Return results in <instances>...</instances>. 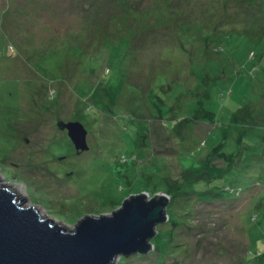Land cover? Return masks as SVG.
<instances>
[{
	"label": "rangeland",
	"instance_id": "rangeland-1",
	"mask_svg": "<svg viewBox=\"0 0 264 264\" xmlns=\"http://www.w3.org/2000/svg\"><path fill=\"white\" fill-rule=\"evenodd\" d=\"M126 9L133 10L129 20L138 14L135 32L146 29L141 38L122 23ZM175 10L198 18L195 39L180 31L192 42L185 48L172 45L167 33L175 29L168 23ZM110 57L124 59L119 65L130 81L121 75V83L128 85L116 87L104 75ZM91 58L99 59L97 67L89 66ZM164 78L195 100L174 125L172 101H162V90L149 93ZM201 108L216 121L185 125ZM236 112L245 122L236 124L241 131L245 126L243 134L264 157V0H0L1 186L68 229L86 215L112 213L139 193L169 198L157 233L177 232L183 223L176 251L165 245L160 254L156 243L167 237L156 233L151 250L120 254L113 264H264L262 157L251 158L236 181L228 175L212 185L224 198L171 195L207 166L221 167L217 159H204L221 129L227 135L234 126L229 119ZM71 121L86 128V147ZM62 123L71 124L80 150ZM229 179L242 188L239 194L223 189Z\"/></svg>",
	"mask_w": 264,
	"mask_h": 264
},
{
	"label": "water",
	"instance_id": "water-1",
	"mask_svg": "<svg viewBox=\"0 0 264 264\" xmlns=\"http://www.w3.org/2000/svg\"><path fill=\"white\" fill-rule=\"evenodd\" d=\"M72 123L80 126L86 147V128ZM62 124L80 150L71 124ZM25 202L0 184V264H113L120 254L146 253L156 225L168 216L169 198L130 195L112 213L86 215L70 229Z\"/></svg>",
	"mask_w": 264,
	"mask_h": 264
},
{
	"label": "trees",
	"instance_id": "trees-1",
	"mask_svg": "<svg viewBox=\"0 0 264 264\" xmlns=\"http://www.w3.org/2000/svg\"><path fill=\"white\" fill-rule=\"evenodd\" d=\"M169 6H170V4H169ZM125 7H127V6H125ZM127 8H129V7H127ZM170 10H171V7H170ZM132 11H131V9H126L127 13H126V16H124L122 18V20H123L122 23L129 22L132 25V29H133L131 31V33L133 32V33H135L134 35H137L138 37L141 38L143 35H145L146 29H141L142 31L141 30H137V32H135V27L138 26V24H137L138 14L134 13L133 19H130V20H129V17H127V16H129V14ZM180 13H181L180 10H175V12L172 13L173 18H170L168 23L171 22V25L174 24L175 29L169 28V29H171V32H167V33L172 39H174V42L171 43L172 45H175L177 47H179L181 45L180 46L181 48L182 47L185 48L187 45L191 44L192 42H191V40H189V42L186 43L185 39L180 37V35H179L180 31L182 32L183 35H184V33H186L187 35L190 34V33H194L191 36L195 39L196 38V36H195L196 30L195 29H196V22L198 21V18L195 21L194 20H189L188 18L181 17ZM227 13L229 15H232L230 10H228ZM210 15L211 14H209V16ZM232 17H233V15H232ZM184 19H188V20H184ZM201 20L202 19H200L199 21L202 23ZM165 22L166 21H164V23H163L164 27L167 26V25H165ZM211 22L212 21L209 20V23H211ZM201 23L199 25H201ZM191 25L193 26L194 29L191 28ZM152 36L157 39V36H155V35H152ZM197 36H200L199 32L197 33ZM194 46H195V44H194ZM255 54H256V52L251 51L249 53L250 58L254 57ZM112 59L113 58L110 57V59L108 60L109 62L107 61L108 68H106V69H108V72L105 73L104 75L105 76L106 75L110 76V79H109L110 82L112 84H115L116 87L119 86V85H128V83H126V82L121 83V75L125 79L128 78V77H126L124 72L121 70V66L119 65L120 63L122 64L124 59L120 58V57H119L118 60L116 59V61H114ZM98 61H99L98 58L89 59L88 60L89 66L91 68L97 67L98 66ZM258 69L259 68H256L255 70H258ZM191 72H192V70H191ZM193 76H194V74L192 73V76H191L192 79H193ZM127 80L130 81L129 78ZM175 83L173 82V80L169 81V80H166L165 78H164V81H160V82H156L155 81V84H154L155 86L152 85L151 89H150L151 91L149 92V93H152L154 91V88H156L157 90L159 89L160 94L162 95V93H161V90H162L163 93L165 94V96L163 95L161 97L162 101L164 103H166L167 105H168V102H166V101L168 99H170V101H172L170 107L173 106V110L175 112V116L173 117L174 119L172 118V120L170 121L171 125L176 124V122H178V121L184 120L182 118H184L183 116H185V115H183L181 113H184L185 111L191 110L192 109L191 106L195 102L194 98L191 99V96L186 93V91H188V90H186L184 88L183 90H181L182 92H180L179 90H177L175 88L176 87ZM136 84L140 85V83H136ZM164 84H165V86H167V84L169 85V87H167L168 89L166 88L167 91H164L162 89L161 85H164ZM158 85H160L159 88L157 87ZM186 88L189 89L187 86H186ZM190 89H192V88H190ZM116 93H117V90H116ZM202 95H203V93H202ZM203 96H204L203 98H205V97H207V94L205 93ZM199 97H201L200 93H199ZM99 104H102V102H100ZM176 104L180 105V107H179L180 109L174 108V105H176ZM88 108H92L93 109L94 108V104L93 105L90 104L88 106ZM163 108H166L165 112L168 111V108L166 106L163 107ZM100 109H102V108L99 107V111H100ZM201 109L202 110H200V111H197V110L195 111L196 115L194 116L193 120L189 121V120L185 119L186 120V124L185 125H188V126H191V127L195 128V126L197 125L198 122L209 121V120L216 121V118H215L213 112H211L207 108H201ZM242 110H243L242 112H246L245 107ZM189 114H191V112H189L187 115H189ZM238 115H239V112H236V113H233L232 116H230L229 122L233 123L234 126L228 127V129L226 130L227 131V135L224 132V130L226 128L224 127V128L221 129V133H220V136H221L220 139L221 140L220 141H222V142L219 141L218 143H216L215 146L210 151V153H208V155L204 159V162L205 161L210 162L211 160L217 159L220 162L221 167L223 166V169H221V167L220 168L218 167V169L212 170L211 168H214V166L213 167L207 166V168L205 166L206 170L203 171L204 172L203 174H193L192 180H190L191 179L190 178L188 180L190 182L187 185H185L182 188H178V190H176L175 192H173V190H172V192H173L171 194L172 197L175 196V194H176L179 197L185 196V199L192 200V198H196L197 200L201 199V200H210V201H212L215 198H224L223 191L222 190L219 191V190H217L216 186H212L214 183L224 180L225 178H227L228 175H232L234 177V181H236L237 178H238V175H240V173L243 175L245 173V171H247L245 167L248 166L247 165L248 161H250L251 158H253V160H254V157H256V156L258 158L262 157L263 159L262 160L260 159V165L264 164V157L260 154V151L259 150H255L256 147H252L253 144H252L251 138H249L250 135H246V133L243 134V130H244L245 126L243 125V129L241 131L240 130V125L236 124V122H241V123L244 122L243 115H241V118H238ZM252 115H254V114H252ZM178 117H180V118H178ZM166 124L167 123H165V125ZM220 124H222V123L217 121L216 126L219 127ZM167 125H169V124H167ZM217 130L218 129H214L211 133H215V132H217ZM222 136H223V138H222ZM224 136H225V138L228 137V140H231L230 144H234V148H230V146H226V144H225V142L223 140V139H225ZM228 143H229V141H228ZM243 144H245V146H246L244 149H242ZM205 164L207 165V163H205ZM236 169H238L239 172L234 174ZM252 170H254V169H252ZM201 181L206 185V187H208L207 185H209V188L208 189L206 188L207 190H205L204 188H201V185L199 184V182H201ZM232 181H233V179H232ZM166 189L168 190V187H166ZM223 189L224 190H230L232 193H235V195L239 194V192H240L239 190L242 191L241 187H237L236 188V187H234L231 184V179L227 180V182L223 185ZM201 195H204V196H202L200 198ZM257 219H259V218L257 217L256 220ZM182 224L183 223H179L178 224L177 232L176 231H174V232H166L163 235L160 232L157 233V236H159L158 237L159 239H160V237L161 238L163 237V239L165 240L166 238L164 236L167 237L165 244L156 243V245L158 246L157 247L158 248V252H161L160 254L163 255V252H164L163 246H165V245H167V249L166 250H170L169 246H173L172 247L173 248L172 251H176V249H177L176 247L180 246L176 242L178 241V239L180 237L179 236L180 235V229H181L180 226ZM161 242H162V240H161ZM251 255L252 254H249L248 256H251ZM160 258H162V257L160 256Z\"/></svg>",
	"mask_w": 264,
	"mask_h": 264
},
{
	"label": "bare ground",
	"instance_id": "bare-ground-1",
	"mask_svg": "<svg viewBox=\"0 0 264 264\" xmlns=\"http://www.w3.org/2000/svg\"><path fill=\"white\" fill-rule=\"evenodd\" d=\"M22 196V195H21ZM39 213L41 214L40 210H39ZM42 215V214H41Z\"/></svg>",
	"mask_w": 264,
	"mask_h": 264
}]
</instances>
